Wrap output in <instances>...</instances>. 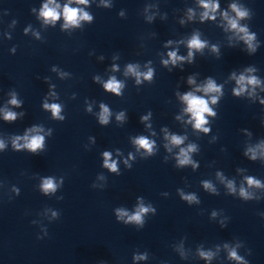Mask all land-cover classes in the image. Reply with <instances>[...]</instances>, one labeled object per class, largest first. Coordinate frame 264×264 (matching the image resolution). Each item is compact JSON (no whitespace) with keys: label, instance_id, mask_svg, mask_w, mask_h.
I'll return each mask as SVG.
<instances>
[{"label":"clouds","instance_id":"clouds-1","mask_svg":"<svg viewBox=\"0 0 264 264\" xmlns=\"http://www.w3.org/2000/svg\"><path fill=\"white\" fill-rule=\"evenodd\" d=\"M79 3H86L87 0H78ZM205 8H208L209 5L208 4H204L203 5ZM211 7L214 9L216 7H218V5H211ZM233 8H235V5H233ZM80 12L79 9H76V8H70L68 7L67 5H65L64 7V12H63V15L65 17V20L68 24H77L78 23V13ZM42 15L45 17V18H51L52 20H56L59 18V14L56 12L55 9L53 8H49L48 5H44V10L42 12ZM205 15H207V13H205ZM239 15L240 16H244L245 13L243 12H239ZM81 19H87V20H90L91 17H89L87 15V13H83L82 16H80ZM231 26L233 28H236L237 25H236V22L235 21H231ZM241 31H245L244 29H240ZM249 40L252 39V37H248ZM189 47L190 48H201L203 47V44L201 43V41L198 39V37H193L192 40L189 42ZM169 57L170 59L172 60L173 63H175V61L177 59H183L182 57H177L176 56V53L175 52H170L169 54ZM192 53L189 52V56H191ZM165 64L168 63V61H164ZM128 71L129 72H133L135 75H137V77H139L141 74L140 73H137L135 71V68L132 67L131 65L129 66L128 68ZM151 75H152V72L151 70H149V72L147 74H145V78L146 79H150L151 78ZM244 81H245V77L241 76L239 78V80L237 81V83L240 85V91H243V87H244ZM139 82V81H138ZM190 83L192 82L191 80L189 81ZM248 83L249 84H256L257 81L255 79V77H252L250 79H248ZM105 89L106 90H109V91H112L116 94H119L120 92V88H121V84L117 81H115V79H111L109 80V82H107L105 85H104ZM206 93L208 92H219L220 91V88L217 87V85L212 82L211 80H209L207 86L203 89ZM237 94H239V92H237ZM183 99L187 102L188 104V107L186 109V111L190 112L192 114V118L195 120V128L197 129H200L202 128V126L207 123V121L205 120L204 118V114L205 113H209V114H213L211 112V109L208 107V101L203 99V98H200V97H197L195 95H193L192 93H188L186 94ZM212 102L215 103L216 102V98L213 97L212 98ZM12 103H16L15 100L12 101ZM45 107H48L47 105H45ZM103 107V106H102ZM51 108L53 110V115H57L60 111V108L58 105H51ZM107 117H108V109L105 107L103 108V114L101 115V122L102 123H107ZM15 118V115L13 113H7L5 115V119H8V120H11V119H14ZM143 119H147V117H144ZM203 131L207 132L209 131V129L207 128H204ZM171 142L175 145H179L182 143V138L180 137H177V136H173L171 137ZM43 143V137L41 136H35L31 139L30 143H28L26 145V147H28L29 149H31L32 151H35L37 148L41 147ZM136 143L143 147L144 149L148 150L149 152H151L152 150V144L146 139V138H143V137H140ZM0 147H3L2 144H0ZM17 147H20L19 145H17ZM193 150L192 147H190L188 149V151H191ZM181 156L183 157L182 159H179V164L181 165H184V164H188L190 163V160H189V157H188V154L187 152L184 150V149H181ZM104 157H105V166L108 167L110 170L112 171H116V163L115 161L109 163V158H110V154L105 152L104 153ZM254 158V157H253ZM256 183V184H259V181H253L251 178H249L248 180V183L249 184H252V183ZM205 188H210L211 185L205 183ZM231 187V185H229ZM43 188L45 191H48V190H54L55 189V185L53 184L52 180L51 179H47L45 180L44 184H43ZM241 195L242 196H246L247 193L244 191V189H241ZM186 199L188 200H192L194 199V197H185ZM149 209L148 208H145L143 206H141L139 208V210L134 214V215H131V216H128V220L129 221H136V222H140L141 221V214L142 213H146L148 212ZM128 214L126 212H123V211H120L119 212V217L120 218H123L124 216H127ZM203 255V253H202ZM231 257L232 258H235L237 260H240L241 258L237 256L236 252L233 251L231 252Z\"/></svg>","mask_w":264,"mask_h":264}]
</instances>
